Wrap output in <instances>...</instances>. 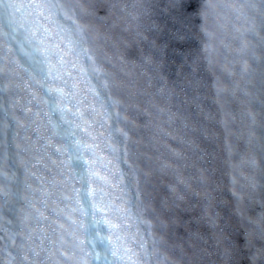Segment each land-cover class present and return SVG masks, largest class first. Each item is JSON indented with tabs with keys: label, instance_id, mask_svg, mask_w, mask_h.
<instances>
[{
	"label": "snow or ice",
	"instance_id": "obj_1",
	"mask_svg": "<svg viewBox=\"0 0 264 264\" xmlns=\"http://www.w3.org/2000/svg\"><path fill=\"white\" fill-rule=\"evenodd\" d=\"M0 264H264V0H0Z\"/></svg>",
	"mask_w": 264,
	"mask_h": 264
}]
</instances>
